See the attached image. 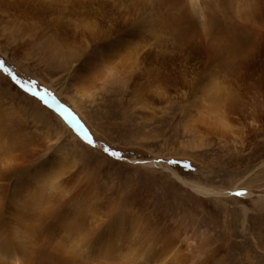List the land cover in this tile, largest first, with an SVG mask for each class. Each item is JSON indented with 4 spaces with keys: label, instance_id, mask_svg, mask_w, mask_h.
I'll return each mask as SVG.
<instances>
[{
    "label": "bare ground",
    "instance_id": "obj_1",
    "mask_svg": "<svg viewBox=\"0 0 264 264\" xmlns=\"http://www.w3.org/2000/svg\"><path fill=\"white\" fill-rule=\"evenodd\" d=\"M1 1L6 3L0 9L7 6L0 16L11 13L8 22L18 23L15 32L31 33L25 22H49L37 42L47 41V53L51 46L58 57L79 61L77 88L84 93L108 82L135 90L145 101L181 93L207 105L199 120L222 135L231 132L237 110L249 103L264 106V0ZM136 81L143 83L137 87ZM26 106L13 97L0 98V264H212L222 258V245L208 243L222 235L171 220L152 233L156 217L144 213L139 200L118 211L112 201L103 207L76 161L41 151L36 133L49 136V126H33ZM251 115L246 125L260 131L264 118ZM191 186L204 199L227 194ZM132 211L136 219L127 221ZM103 212L109 223L99 221ZM147 218L154 221L146 247H138L134 232L132 242H123V228L129 224L142 232ZM223 241L228 253V240Z\"/></svg>",
    "mask_w": 264,
    "mask_h": 264
},
{
    "label": "rangeland",
    "instance_id": "obj_2",
    "mask_svg": "<svg viewBox=\"0 0 264 264\" xmlns=\"http://www.w3.org/2000/svg\"><path fill=\"white\" fill-rule=\"evenodd\" d=\"M3 3L6 2L1 1L0 5ZM6 6L0 9V13L6 11ZM10 14H6L5 19L0 16V61L12 69L20 81L26 85L34 83L35 91L46 93L48 103L26 92L2 70L0 98L5 95L16 98L21 105L28 104L26 117L32 125L40 126L43 122L44 126H49V136L36 133L40 135L37 141L40 139L41 151L51 156L63 153L72 163L77 162L103 207L112 201L116 206L112 209L118 211V206L125 208L133 200L145 203L144 213H152L157 223L152 226L154 219L147 218L149 224L142 232L126 225L123 242H132L134 232L140 240L135 239L138 247H146L148 239H153L151 234L155 229L165 227L164 223L171 220L173 223L182 222L185 227L195 225L204 232L222 235L216 241L212 237L208 240L211 248L217 244L223 249L222 258L213 259L212 264H264V126L263 130L255 131L253 126L246 125L245 119L254 113L262 120L264 106L249 103L237 110L231 115V132L222 135L211 129L206 121L199 120V115L206 113L207 105L194 98L185 100L181 93V97L173 92L172 98L145 101L134 94L135 90L123 89L112 82L84 93L77 88L79 61L58 57L59 53L51 46V52L47 53V41L37 42L45 37L42 30L49 22H25L32 32L18 33L13 30L18 23L15 20L8 22L12 19ZM20 40L27 41L22 43ZM135 83L138 87L143 82ZM9 85L11 88L7 89ZM37 110L41 119L35 115ZM85 136L94 142L95 149L88 145ZM238 139L244 142L240 143ZM105 147L119 151L121 161L109 157L104 152ZM192 184L227 194L221 198L204 199L193 192ZM242 192L244 195H236ZM104 212L98 216L99 221L109 223L108 213ZM136 215L137 212H133L127 221L135 220ZM120 216L123 215L120 213ZM223 240H228V253Z\"/></svg>",
    "mask_w": 264,
    "mask_h": 264
},
{
    "label": "snow or ice",
    "instance_id": "obj_3",
    "mask_svg": "<svg viewBox=\"0 0 264 264\" xmlns=\"http://www.w3.org/2000/svg\"><path fill=\"white\" fill-rule=\"evenodd\" d=\"M0 70H2L4 73H6L8 76H10L12 78V80H14L16 82V84H18L26 92H30L34 97L39 96L41 99H43L45 101V103H48V101L46 99V95H47L46 93L41 94V93H38L37 91H35L34 90V88H35L34 83L26 85L25 83L20 81L16 77V75L13 73L12 69L4 66L3 61H0ZM49 106H51V105H49ZM85 139L87 140L88 145H90L93 149H95L96 145L94 144V142L90 138H88L87 136H85ZM104 152L109 157H114L117 162H120L122 159V154L119 151H113V150H110L109 148L105 147ZM168 163L176 164L178 162L177 161H168ZM236 195L242 196V195H244V193H236Z\"/></svg>",
    "mask_w": 264,
    "mask_h": 264
}]
</instances>
